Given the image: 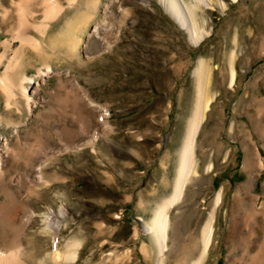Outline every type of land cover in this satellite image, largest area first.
<instances>
[{"label": "rangeland", "instance_id": "374dc122", "mask_svg": "<svg viewBox=\"0 0 264 264\" xmlns=\"http://www.w3.org/2000/svg\"><path fill=\"white\" fill-rule=\"evenodd\" d=\"M90 1L0 0V74L11 79L0 85V250L16 237L29 264L55 235L61 247L79 241L76 260L62 264H159L139 218L149 221L171 189L199 57L214 97L160 264L198 255L218 190L202 264H264V0L201 6L196 22L209 33L195 45L156 0ZM81 10L92 11L86 26L72 22ZM72 26L83 39L77 54ZM21 75L32 78L26 94ZM49 220L58 226L44 237Z\"/></svg>", "mask_w": 264, "mask_h": 264}, {"label": "bare ground", "instance_id": "6f19581e", "mask_svg": "<svg viewBox=\"0 0 264 264\" xmlns=\"http://www.w3.org/2000/svg\"><path fill=\"white\" fill-rule=\"evenodd\" d=\"M91 1L88 4H87V2H88L87 1L86 4L89 5L91 3ZM233 1H236V0H233ZM156 2L161 6L163 11L176 22V24L180 27V29H182L187 34V36H188V38L192 44H194V45L198 44L199 42H201V40H203L208 35V33H209L208 29L197 25L196 14H197V10L201 6L202 7L203 6L213 7L215 5L214 0H156ZM219 4H220V6H224V3L222 1ZM90 6H92V5H90ZM88 7H87V9H88ZM56 10L59 11V9L56 8L55 4L51 5V7L48 8V11L50 12V14L54 13ZM82 10L84 11V9H82ZM82 10L80 12H82ZM92 10L94 11L95 8ZM82 13H79V16L78 17L76 16L77 18L75 17L76 21H72V22H74V23L76 22V25H77L78 23L81 22V21L79 22V20H82L81 23L83 24V22H84V24H85L84 26H86V25L90 24L89 22H90V20H92V14H91L92 11L90 14L87 13L86 16H84L86 12L85 13L82 12ZM69 22H68V24H69ZM69 25L71 26L72 24H69ZM73 26H72V28H73ZM72 28H70V29H72ZM75 28H76V26H75ZM75 28H73V30H72L74 32L71 31L72 33H69L70 30H68V32L67 31L66 32L69 35L68 36L69 41L70 40L72 41L70 43L73 44V46L75 48V53L77 54V52L79 51V49L81 47L83 39L81 37V34H80V36L76 34ZM78 30H79V28H78ZM95 30H96V24H94V26L91 28L92 32ZM61 38H60V40H61ZM66 41H68V40H66ZM65 46H66V44H65ZM234 57H235V54H233V52H232L229 55V60H228V67H229V74L228 75H229V84L230 85L233 84L234 78H235ZM21 73H23V72H21ZM210 73H211L210 66L206 63V61L203 58L198 57V59L195 61V65L192 68V72H191L193 82H194V97L191 99L192 107L190 110L189 117L186 119L187 122H186L183 140H182V143H181L179 150H178V154H177L178 159H177V164H176V168H175V176L173 179V183L171 185V189L169 191V194L167 196L163 197L162 201L160 200V202L157 203V206L152 211L151 218L149 221H144L138 217L141 221V227H142L143 233L150 234V236L153 238V240L155 242L157 261L159 264L162 263V257H163L164 251L166 250V240H167V236H168L167 231L169 228L168 212H169L170 208L182 198L185 184L187 183V180L190 177V175L193 176L192 174H196L195 159H194V157H195L194 156L195 139L197 136V132L200 128L201 122L203 121V118L205 116V112L208 110L209 105H210V103L214 97L213 93H210V91H209ZM5 74H4V72H3V74H0V85L3 87V89L6 90V88H7L6 86L8 84H4L6 82L5 79H7L8 82L11 79H8V77L6 78ZM11 74H12V72H11ZM22 75L19 76L20 79L18 78L19 79L18 82L20 83V85H18V86H20L19 88L22 89L21 91H23V93L26 94L27 88H26V86H23L24 85L23 82L25 80L31 81L32 78L22 76ZM25 94H24V96H26ZM26 101H27V103H29L30 98H28ZM243 165H244V168L245 167L247 168V166H250L248 158L245 159ZM211 167H212V163L209 162L207 164L206 168L208 170ZM220 200H221V191L218 190L215 194L212 209L210 211H208L207 217L205 218V221H204L202 228H201V231H200V236L198 238V240H199V253H198V255H194V257L190 260L191 261L190 264H202L206 255H207L208 247H209V244L211 242L212 232H213L214 207L219 203ZM57 210H58L57 215H63L64 214L61 207H58ZM53 212H55V211H52V209H51V211L48 212V215H45V216H51L53 214ZM54 215L56 216V213ZM30 216L31 215L29 214V215H26L25 217L20 219L22 226H28V224L32 220ZM50 219H52V218H50ZM57 222H58V220H55L51 224L50 220H49L47 223H45L44 226L41 227V229L39 230V234H41L42 236L45 237L47 234H49L52 231V229L57 228V226H58ZM59 226H61V225H59ZM51 238H52L51 239V243H52L51 245L53 246L52 249L45 251V252L43 251L46 248L45 247V245H46L45 241H48L47 240L48 238H46V239L42 238L41 244L43 247L42 251L44 253L42 255H39V253H36L39 256H32L30 258V260L28 259L29 261H31V262H28L29 264H51V263L62 264V263H66V262L71 263V262H74L76 260V258L78 256V249H79V241L75 240L76 238L75 239H71V238L67 239L63 243L62 247L59 246L60 242L58 241L57 236L54 235ZM5 239H6V237H5ZM5 242L7 243V241H5ZM8 243H10V245H8L9 246L8 250H6V251L0 250V264H25L22 262V255H21L23 252L22 251L23 249H22L20 243L17 241L16 237L15 238L12 237L10 240H8ZM49 243L50 242L48 241V246H49ZM29 245H30V243H29Z\"/></svg>", "mask_w": 264, "mask_h": 264}, {"label": "crops", "instance_id": "0c3cea01", "mask_svg": "<svg viewBox=\"0 0 264 264\" xmlns=\"http://www.w3.org/2000/svg\"><path fill=\"white\" fill-rule=\"evenodd\" d=\"M249 153V151H245V154H248ZM205 221V220H204ZM196 253L198 254L199 253V249L196 251Z\"/></svg>", "mask_w": 264, "mask_h": 264}]
</instances>
